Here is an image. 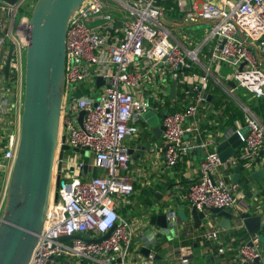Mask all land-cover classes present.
I'll return each instance as SVG.
<instances>
[{
  "label": "built area",
  "instance_id": "2783aa9c",
  "mask_svg": "<svg viewBox=\"0 0 264 264\" xmlns=\"http://www.w3.org/2000/svg\"><path fill=\"white\" fill-rule=\"evenodd\" d=\"M169 1L187 19L211 24L200 44L194 46L190 40L187 43L179 40L164 22L165 3ZM186 1L187 7L183 0H84L70 16L65 35L59 140L64 134L71 147H88L93 165L101 172L82 178L78 176L82 162L69 160L73 170L68 169V161L65 163V184L58 188L57 198L52 195L50 199L44 227L28 264H59L62 257H74L76 262L88 258L97 264L135 262L143 221L129 220L117 211L119 202L134 191L133 178L127 172L130 154L125 139L143 132L150 135L142 114L153 108L158 112L165 108L169 80L193 87L194 95L183 109L163 111L160 145L153 143L149 152L154 154L162 147L163 162L172 167L193 148H201L203 155L197 176L185 194L186 202L196 204L199 209L212 206L232 209L235 214L247 208H241L243 190L230 176L238 162L249 168L264 167V154L259 156V151L264 150V121L235 93L242 89L253 98L264 95V0ZM22 4L23 0L14 4L0 2L7 17L6 25L0 23V70L7 47L12 44L10 70L16 74L21 70L18 53L27 43L29 14H20ZM207 60L210 63L206 64ZM210 64H214L217 73L223 65L231 67V71L222 81L212 74ZM196 67L200 72L194 70ZM97 76L105 79L98 86ZM210 79L229 97L235 96L234 101L244 113V123L235 121L232 128L242 142L237 152L224 161L215 148H210L214 134L203 136L200 127V110L217 113L203 96ZM230 81L235 86H230ZM0 89L4 97L0 104V168L7 165L11 169L19 131L11 130L8 116L10 107L5 99L10 88L4 85ZM81 109L84 114L79 125ZM211 122L218 124L217 120ZM245 127L248 132L243 138L241 130ZM69 172L75 174L67 179ZM4 196L0 198V212ZM239 226L234 223L230 228ZM224 230L210 221L200 234L214 243L222 262L254 264L258 258L264 264V245L258 232L237 237L234 233L224 235ZM108 231L105 238L90 240ZM84 232L90 239H60L63 235ZM179 263L191 264L190 258L180 256Z\"/></svg>",
  "mask_w": 264,
  "mask_h": 264
},
{
  "label": "water",
  "instance_id": "95a60500",
  "mask_svg": "<svg viewBox=\"0 0 264 264\" xmlns=\"http://www.w3.org/2000/svg\"><path fill=\"white\" fill-rule=\"evenodd\" d=\"M20 0H0L14 4ZM84 0H35L31 6L27 43L24 48L23 100L20 115L19 138L14 162L12 164L5 190L4 201L0 212V264H28L38 237L44 227L50 199L57 198V190L65 184L64 166L73 158L72 154L89 155L88 147H71L65 142V135H60V115L65 83V35L70 16ZM193 21V20H189ZM167 23L166 20H164ZM186 23V21H185ZM119 22H117L118 26ZM184 24V23H183ZM182 24V25H183ZM250 46V45H249ZM13 45L10 44L4 63V75L8 77L12 59ZM97 76L96 85L104 82ZM235 86L233 81L228 82ZM177 81L172 80L169 97L176 98ZM194 95L193 87H189ZM203 96L211 100L206 90ZM264 104V95L261 96ZM84 110L78 112V123L82 124ZM163 111L155 108L142 114V120L150 127V136L136 148L129 147V154L143 155L150 146L161 137L164 125L160 122ZM248 128L241 130L242 137L247 135ZM224 134V138L222 135ZM60 141V145H59ZM216 151L221 161L235 154L242 142L237 131L229 128L225 133L215 137ZM139 149V150H138ZM201 148H193L192 151ZM264 150L259 151V156ZM260 157L256 158L259 161ZM73 164L68 166L73 170ZM85 169V166L83 167ZM264 177L263 166L252 168L238 162L232 169L230 180L238 182L246 196H254L250 186ZM144 230L138 235V256L132 264H167L162 262L161 250L170 244L174 236L195 229L206 227L215 221L223 229H229L234 223L243 226L252 234L260 233L264 227L262 215L250 208L241 209L236 214L232 209L212 206L199 209L196 204L173 210L165 202L150 205ZM190 220L193 221L190 224ZM110 231L94 239L89 234L63 235L61 240L83 237L100 240ZM152 254L151 256H149ZM120 259H117L119 261ZM255 262L259 259L255 258ZM63 264V263H59ZM65 264V263H64ZM66 264H77L76 261ZM79 264H97L93 261ZM131 264V263H130Z\"/></svg>",
  "mask_w": 264,
  "mask_h": 264
},
{
  "label": "crops",
  "instance_id": "0c3cea01",
  "mask_svg": "<svg viewBox=\"0 0 264 264\" xmlns=\"http://www.w3.org/2000/svg\"><path fill=\"white\" fill-rule=\"evenodd\" d=\"M188 2V1H187ZM174 4V3H173ZM189 5V2H188ZM31 4L27 6V10H29ZM174 5H171L169 8L166 7V12L170 14V17L166 16L165 20L167 24L170 26L176 25V27H181L183 23L192 22L187 19L185 13L179 11L176 15L171 14V8ZM187 7V6H185ZM171 8V9H170ZM167 9H170L168 11ZM19 15V14H18ZM180 15H182L180 17ZM6 12L3 8L0 7V23L2 25H6ZM181 18V19H180ZM9 45L7 47L8 52ZM210 60H207L205 63L208 64ZM18 62V59H17ZM23 64V63H22ZM21 64V70L17 73V77L15 82L12 85L7 84V78L4 75V67L0 70V87L7 86L10 88L8 92V97L5 99L8 102L10 107V113L8 114L11 120V130L14 132L19 131L20 127V115L22 111V100H23V74H24V64ZM214 64H210V70L214 76H218L220 80H224V76L227 72L225 69V65L220 67L219 72L217 73L214 70ZM225 73H224V72ZM172 80L168 83V90L170 89ZM229 84V83H228ZM230 85V84H229ZM231 86V85H230ZM1 90V89H0ZM243 94H245L243 92ZM0 94V104L3 102L4 97ZM236 95V94H235ZM192 96V95H190ZM193 97V96H192ZM237 97V96H236ZM238 98V97H237ZM239 99V98H238ZM252 97L250 100H253ZM240 100V99H239ZM242 101V100H241ZM256 101V98L255 100ZM244 102V101H243ZM255 104V103H254ZM250 109L263 120L261 115L256 112L255 109ZM204 111V110H200ZM206 112H199L200 120L205 121ZM7 116V117H8ZM230 127H225L223 130L218 131L214 134V142L210 145V148H216L215 137L222 133H225L229 130ZM150 135L145 132L140 133L138 136L127 137L125 139L128 147L136 148L139 144L145 142ZM224 138V134L222 135ZM155 146L160 145V140L154 142ZM139 150V149H138ZM203 155V150H195L189 152L187 155L183 156L176 165L169 167L165 166L163 162V149L159 150L156 153L145 152V157L143 155H130V161L128 165V174L133 178L134 181V191L133 193L127 197L125 200H121L117 205V211L120 216L125 217L129 220H137L143 221V225H141V231L144 230L146 221H147V212L150 210V205L164 202L169 205L170 209L177 210L183 207L185 210L188 209L187 205H191L186 202L185 194L189 185L194 181L197 176L198 164ZM67 156L69 158H73L78 162H82L83 166L80 169L78 174L79 177L87 178L96 173H100L101 169L95 167L93 165L92 154H72L71 152H67ZM69 166L72 162L68 161ZM85 166V169L83 167ZM10 167L7 165L0 168V198L4 196V191L6 188V183L10 174ZM70 173V172H69ZM4 183V185H3ZM3 185V186H2ZM251 191L257 190L254 196H246L245 192L242 191L240 198L241 208H249L251 206L252 211L261 212L264 215V177L260 179L257 184H253L249 187ZM259 209V210H258ZM256 211V212H257ZM190 224L193 223L192 220L189 221ZM204 230V227L195 229L193 227H189V231L186 233H181L179 236L173 238V240L169 241L170 244H167L166 247H163L161 250L162 254V262L167 264H180L179 257L186 255L190 258L191 264H232V262H222L220 256L216 253V246L213 242L207 241L201 238V231ZM140 231V233H141ZM139 233V234H140ZM236 234L235 236L243 237L248 234L243 226H239L238 228H229L225 229L223 234L230 235ZM137 245H139L137 241ZM195 258L198 259L195 260ZM74 257H62L59 259V263H72L75 261ZM88 258L78 259L77 264L88 263ZM94 262V261H93ZM97 263V262H94ZM254 264H262L261 261L255 262Z\"/></svg>",
  "mask_w": 264,
  "mask_h": 264
},
{
  "label": "trees",
  "instance_id": "16d2710c",
  "mask_svg": "<svg viewBox=\"0 0 264 264\" xmlns=\"http://www.w3.org/2000/svg\"><path fill=\"white\" fill-rule=\"evenodd\" d=\"M30 4H22L19 8L20 14L26 12L30 14L31 8L27 10V6ZM166 7L169 8L171 5H174L172 9L173 15L179 13L178 9L176 8L175 4L172 2H166ZM170 11V9H167ZM194 70L200 72V69L196 67ZM17 74L14 70H10L8 73L7 84L12 85L15 82ZM170 81V80H169ZM176 98L172 99L169 97V94L164 98V107L160 108L161 111H179L183 109L188 102L193 98L190 96L189 92V85L177 81V88H176ZM206 90L211 94V100L209 104L217 110V113H213L208 111L207 109L200 112H206L205 121H201L200 127L205 136L207 133L216 134L218 131L223 130L225 127L235 128L236 124L235 121H240L244 123V113L242 109L237 105L233 98L229 97L218 85H216L212 79L209 80ZM250 100L251 106L258 112L264 121V104L262 103L260 98H256V101ZM255 103V104H254ZM217 120L218 124H214L211 121ZM264 231V227L262 229Z\"/></svg>",
  "mask_w": 264,
  "mask_h": 264
},
{
  "label": "rangeland",
  "instance_id": "374dc122",
  "mask_svg": "<svg viewBox=\"0 0 264 264\" xmlns=\"http://www.w3.org/2000/svg\"><path fill=\"white\" fill-rule=\"evenodd\" d=\"M34 1L35 0H23V4H27V5L33 4ZM183 4H184V6H188V2L186 0H183ZM30 8H31V6H30ZM166 16L170 17V14L168 12H166ZM181 16L182 15H180V17ZM210 27H211V24L209 22H207L206 20L200 19L197 21L184 23L181 27H176V25L171 26V31L175 35V37H177L179 40L183 41L184 43H187L190 40V41H192L194 46H197L198 44H200L203 41V39L206 36V34L208 33ZM22 63L24 64V49H22L21 52L18 53L17 64L20 66V68H21ZM224 68L225 69H223V70L225 72L231 71V67L225 66ZM243 92H244V90H242V89L238 90L237 89L235 94L240 100L244 101L245 104L250 105L251 104L250 99L252 98L251 95L248 93L243 94ZM230 97L235 100V96H230ZM251 108H253V106H251ZM74 174H75V172L67 173L66 174L67 179L71 178ZM3 185H4V183H3ZM259 240H260V243L262 245H264V231L263 230H261L259 233ZM195 260L198 261L197 258H195Z\"/></svg>",
  "mask_w": 264,
  "mask_h": 264
}]
</instances>
